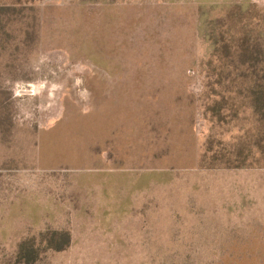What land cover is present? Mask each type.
I'll list each match as a JSON object with an SVG mask.
<instances>
[{"label": "rangeland", "instance_id": "1", "mask_svg": "<svg viewBox=\"0 0 264 264\" xmlns=\"http://www.w3.org/2000/svg\"><path fill=\"white\" fill-rule=\"evenodd\" d=\"M253 46L264 0H0V264H264Z\"/></svg>", "mask_w": 264, "mask_h": 264}, {"label": "trees", "instance_id": "2", "mask_svg": "<svg viewBox=\"0 0 264 264\" xmlns=\"http://www.w3.org/2000/svg\"><path fill=\"white\" fill-rule=\"evenodd\" d=\"M262 48H264V47H262ZM240 53H241V57L247 56L249 58V60L254 59V57H255V59H258L257 56L264 55V51H262L260 49V47H255V46L245 47V49H241ZM254 70H255V68H254ZM260 90H262L260 92V94L262 92H264V85L263 84L257 85L256 87H254L252 89V93L255 94V97L253 99V104H254L255 110L260 112V114L262 113L261 115H262V117H264V98L262 99V98H260V96H257V94H259ZM61 235H63L67 239V241H66L67 243L70 242V234L68 232H63V233H61ZM61 248H62V246H56V249H61Z\"/></svg>", "mask_w": 264, "mask_h": 264}]
</instances>
